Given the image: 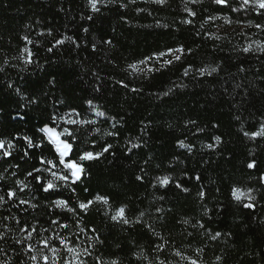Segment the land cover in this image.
<instances>
[{"label": "trees", "instance_id": "obj_1", "mask_svg": "<svg viewBox=\"0 0 264 264\" xmlns=\"http://www.w3.org/2000/svg\"><path fill=\"white\" fill-rule=\"evenodd\" d=\"M242 2L0 0V264H264V9Z\"/></svg>", "mask_w": 264, "mask_h": 264}, {"label": "snow or ice", "instance_id": "obj_2", "mask_svg": "<svg viewBox=\"0 0 264 264\" xmlns=\"http://www.w3.org/2000/svg\"><path fill=\"white\" fill-rule=\"evenodd\" d=\"M97 2H98V0H89V4H90V6H91V8H92L93 11H99V9L97 8ZM152 2H153V3H156V4L163 5V4L166 3V0H152ZM193 2H196V0H193ZM213 2L216 3V4H218V5H225V4H227V0H213ZM249 3H254L255 6H258L260 9H264V0H243V2H242V4H241V7H244V6L248 5ZM122 7H123V5H122ZM236 10H237V9H233V11H236ZM189 15H194V13L189 12ZM89 19H91V17H89ZM186 23H190V21H186ZM257 27H260V25H257ZM85 31H87V30H85ZM56 43L59 44V43H62V41H57ZM243 50H244L245 52H248V51H249V48H244ZM49 51H51V49H49ZM172 51L181 52V51H183V50H182V49H176V50H172V49H170V50H169V53H171ZM159 55H160V56H163V55H165V53H160ZM175 59L178 60V59H180V57H179V56H176ZM27 62L30 63L31 61L29 60V61H27ZM165 63H171V61H165ZM133 67H134V66H133ZM213 72H216V68H212V69H211V72H209V74H211V73H213ZM186 74H187V71H186ZM201 74H204V70H201ZM33 102H34V101H33ZM89 103H91V102H89ZM72 123H76V121H72ZM84 123H91V122H90V121H86V122H84ZM193 123H194V122H193ZM41 131H47V132L51 133V134L55 137V133L53 132V130L47 128V126H45L44 129H41ZM65 133H67L68 135H71V133H68V130H67V129H65ZM111 134H112V133H109V135H111ZM244 135H245V136H248L249 133H248V132H245ZM251 136H252V137H256V136H264V125H261V131H259V132H255V133H251ZM26 139H27V138H26ZM27 142H28L29 147H33V146H35V147H39V146H40V145H33V144H32V141H31L30 139H28ZM215 142H216L217 144L220 142V137H219V136L215 137ZM54 143L56 144V150L59 152V154H60L61 157H65V156L68 155L69 150L71 149V145H70L69 143H67V142H61V141L59 140L58 137H55V139H54ZM180 146H181V147H187V145H185L183 141H180ZM3 147H4V141H0V148H3ZM9 147H11V145H9ZM110 147H111V145H108V146L105 147V148L103 149V151L100 152V153L84 152L83 154H81V156H80V160H89V161H90V160H93V159H98L101 155H103L104 152H108L109 149H110ZM133 147H137V146H136V145H133ZM207 147H208L209 149H211V148H213V144H208ZM9 155H10L9 152H7V151L4 152V156H5V157H7V156H9ZM25 155H28V153H25ZM41 163L51 164L52 162H51V161H44V160H41ZM61 163L64 164V166H65V168H66L67 170H70V175H71L72 177H75V180H79V179H80L81 174H82V172H83V168H82L77 162L72 161V162L65 163V161L62 159V160H61ZM247 167H248L249 169L254 168V167H255V161H252V162L248 163ZM34 171H37V172H38V171H40V169H35ZM52 174H53V176H56V173L53 172ZM28 175L31 176L32 173L30 172V173H28ZM35 179H36V182H37V183H40V182H41L40 177H36ZM58 179H60V180H62V181H68V180H69V175H60V176L58 177ZM136 179H137V180H141L142 177H141V176H137ZM75 180L73 181V183L75 182ZM260 180H261V182H264V176H261V177H260ZM169 183H170V178L167 177V176H165V177H157V178H156V184H158V185L161 186V187L167 186V185H169ZM154 186H156V185H154ZM54 187H55V185H54L51 181H49V182L47 183L46 187H44V191H45V192H48L49 190L53 189ZM176 187H177V188H180L181 190H183V191H185V192L188 191V189L183 188V186H182L181 184H179V183L176 184ZM14 195H15V193L12 192V191H9V192L7 193V196H8L9 199H12V198L14 197ZM198 195H199V197H200L201 199H204V198H205V192H204V191H200V192L198 193ZM232 195H233V198H234L237 202L241 201V198L244 197V196H247V198L250 199V200H254V197H252V196H250V195H248V194H246V193L240 191V189H235V188H234V189L232 190ZM3 199H4L3 197H0V201H2ZM95 200H96V201H102L104 204H108V203H109L108 199H107L106 197H102V196H96V197H95ZM21 203H22V204H23V203H26V201H21ZM54 203H55L57 206H62V205L65 204V201L57 200V201H54ZM92 203H93L92 200H89V201H87L86 203H81V204L79 205V208H80L81 210H87V208H88ZM243 206H244L245 208L252 209V208L254 207V204H253V203H246V204H244ZM157 211H160V209H157ZM141 215H143V214H141ZM111 219H112L113 221L117 222V223H123V224H125V225L129 223V220L126 218V209H125L124 207L119 208V209L116 211V213H115L114 215L111 216ZM53 223H55V221H53ZM65 227H66V225H65ZM201 227H203V225H201ZM21 231H24V229H21ZM31 235H32V233L29 232V233H28V238H30ZM219 235H220L219 232L215 233V235L212 236V239H216V237H218ZM62 242H63V241H62ZM47 246H48V245H47V242H45V247H47ZM53 251H54V250H53ZM70 251H71V250H70ZM178 254H179V253H178ZM31 259H32V260H35L36 257H35V256H32ZM217 259H220V258L217 257ZM44 260L47 261V260H48V257L45 256V257H44ZM112 264H116V262L113 261ZM191 264H196V261L193 260V261L191 262Z\"/></svg>", "mask_w": 264, "mask_h": 264}, {"label": "rangeland", "instance_id": "obj_3", "mask_svg": "<svg viewBox=\"0 0 264 264\" xmlns=\"http://www.w3.org/2000/svg\"><path fill=\"white\" fill-rule=\"evenodd\" d=\"M240 191H242V192H244V193H246V194L251 196V193L249 191L242 190V189H240ZM241 200L245 201V202H249L250 201V199H248L247 196L242 197ZM67 251H69L71 253L69 255V259L66 261V264H82L80 262V260L78 259V252L76 250H74L72 248H68Z\"/></svg>", "mask_w": 264, "mask_h": 264}, {"label": "water", "instance_id": "obj_4", "mask_svg": "<svg viewBox=\"0 0 264 264\" xmlns=\"http://www.w3.org/2000/svg\"><path fill=\"white\" fill-rule=\"evenodd\" d=\"M45 127H43V129H44ZM47 128H49V129H52V128H50V127H48L47 126ZM53 130V132L55 133V137H57V131L56 130H54V129H52ZM45 134H46V136L48 137V139L50 140V142L54 145V147H55V149H56V145H55V143H54V139H55V137L51 134V133H49V132H47V131H43ZM71 151V149L69 150V152ZM70 162H72V161H70ZM81 176H82V174H81Z\"/></svg>", "mask_w": 264, "mask_h": 264}, {"label": "bare ground", "instance_id": "obj_5", "mask_svg": "<svg viewBox=\"0 0 264 264\" xmlns=\"http://www.w3.org/2000/svg\"><path fill=\"white\" fill-rule=\"evenodd\" d=\"M57 137L59 138V136H58V134H57ZM59 140L61 141V142H65V141H63L61 138H59ZM56 145V144H55ZM58 152V151H57ZM59 153V152H58ZM69 154H70V152L68 153V155L67 156H65V157H61L64 161L69 157ZM60 155V154H59ZM68 163V162H67ZM74 179H75V177H73Z\"/></svg>", "mask_w": 264, "mask_h": 264}]
</instances>
